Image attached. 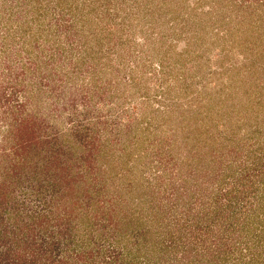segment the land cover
Segmentation results:
<instances>
[{
	"label": "rangeland",
	"instance_id": "obj_1",
	"mask_svg": "<svg viewBox=\"0 0 264 264\" xmlns=\"http://www.w3.org/2000/svg\"><path fill=\"white\" fill-rule=\"evenodd\" d=\"M263 217L264 0H0L11 258L264 264Z\"/></svg>",
	"mask_w": 264,
	"mask_h": 264
},
{
	"label": "trees",
	"instance_id": "obj_2",
	"mask_svg": "<svg viewBox=\"0 0 264 264\" xmlns=\"http://www.w3.org/2000/svg\"><path fill=\"white\" fill-rule=\"evenodd\" d=\"M264 218V217H263ZM264 222V219L262 220ZM261 233L262 235L261 238H263L264 236V224L261 223ZM211 225L207 226L208 229H210ZM201 228V227H199ZM199 228H197L198 231H201L199 230ZM206 229V228H205ZM141 233V232H140ZM139 233V234H140ZM207 237H211L209 236L208 233L205 234ZM248 235H244L243 237H248ZM259 236V237H260ZM52 240H54V238H50ZM199 241L203 240L205 241L204 239V235L203 233H201V235L199 236ZM218 242H212L210 243V246L207 248L208 249V252H210L211 254L210 255V259L208 260H204L202 259V257H197L199 256L198 253L199 252H194L193 254H195V256H193L192 260H193V264L197 263V264H202V263H205V264H232V259L231 256L232 253L231 251L233 250L230 242H227V241H222L220 239H218ZM243 239H240V242H242ZM55 242V241H54ZM16 244H18V240H7L6 242H2V240H0V264H69V257H71V255L66 258L64 256H61L60 255V244L57 242L49 245V247L45 250H37V251H31L32 249H30L28 251V253L30 254L28 257L30 258H26V260L24 258H19V259H14V258H11V253L14 252V249L16 248ZM239 244V242H238ZM57 245V246H56ZM178 243H175V241L173 242V238H172V241H171V245H167L166 243H163V246L161 248V252H168V251H172L173 249L177 248L178 247ZM191 246L192 244L191 243H188V242H184L183 243V246L184 248H187V246ZM250 246L249 247H252V248H255V247H262L264 248V243H254V244H249ZM35 246V245H33ZM31 246V247H33ZM57 247V256L55 255H51L53 252L50 250L51 247ZM191 252L194 251V248H190ZM250 249V248H249ZM82 250V249H81ZM86 251L82 250V254H84ZM92 253L94 252L93 250L91 251ZM122 250H120L119 246L117 247H114L112 246L111 244H109V248H107L105 250V252H102L101 253V256H102V261H100V263L98 264H143L142 260L141 262L139 261V259L136 257L135 259L132 258L129 260V262H126L125 259L122 258ZM75 256H78L77 254L74 253ZM87 255V254H86ZM255 255V254H254ZM100 256V255H99ZM259 256V255H257ZM255 256V257H257ZM64 257V260L60 259V258H63ZM251 259H254V258H251ZM250 259V261H251ZM47 261V262H46ZM145 261V260H144ZM96 262V261H95ZM95 262H91V264H95ZM253 262V261H252ZM148 264V263H147Z\"/></svg>",
	"mask_w": 264,
	"mask_h": 264
}]
</instances>
